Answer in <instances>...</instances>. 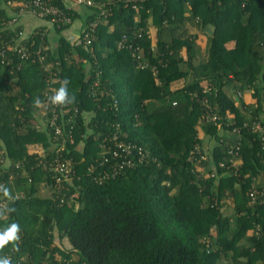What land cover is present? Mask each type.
I'll return each mask as SVG.
<instances>
[{"label": "trees", "instance_id": "trees-1", "mask_svg": "<svg viewBox=\"0 0 264 264\" xmlns=\"http://www.w3.org/2000/svg\"><path fill=\"white\" fill-rule=\"evenodd\" d=\"M43 1L0 0V260L264 264V0Z\"/></svg>", "mask_w": 264, "mask_h": 264}, {"label": "built area", "instance_id": "built-area-1", "mask_svg": "<svg viewBox=\"0 0 264 264\" xmlns=\"http://www.w3.org/2000/svg\"><path fill=\"white\" fill-rule=\"evenodd\" d=\"M68 2H69L68 4H69L70 7L78 6V5L84 4V3L89 5V2H86L85 0H68ZM9 3H12V2H9ZM20 6L21 7L19 9V13L26 14L29 11L31 12V10H29L27 8L28 7H33V8H36V11H38L37 15L40 16V17L51 15V16H53V22H59V23H62V24H67V23L70 22L69 18H67L66 16H63V15L61 16V12L59 13L58 10L55 7L49 5L47 2H44L43 0H30L28 2L26 0H25V2L22 0ZM55 16H57V17H55ZM59 16H61V18H58ZM13 22H16L15 18H13V20L10 21L9 23L11 24ZM51 26H52V23H51ZM78 38H79V36H78ZM74 40H76V39H74ZM55 94H56V89H54L51 92V96H54ZM48 99L50 100L49 107L53 108V110H52L53 114H52V118H51L50 124H52L54 126L56 124L55 123V118L57 116V114H56L57 104L52 102L51 97H49ZM253 128L254 129H260L261 128L260 122L254 123V127ZM60 132H61V129L58 126H55V134H60ZM112 140L114 141V148L122 146L121 143H118V139H117L116 135H114L112 137ZM34 151H37V150H34ZM2 154H3V152H2V150H0V161L3 160L2 159ZM113 155H116V151L113 152ZM53 169H55L56 171L63 172L65 175L68 174L67 171H66V168H65V163L59 161L58 159H55V165L53 166ZM61 180L62 179H60L59 177H56L55 182L56 183H60ZM2 208H3V205H2ZM7 260L9 261L10 258H8Z\"/></svg>", "mask_w": 264, "mask_h": 264}, {"label": "crops", "instance_id": "crops-1", "mask_svg": "<svg viewBox=\"0 0 264 264\" xmlns=\"http://www.w3.org/2000/svg\"><path fill=\"white\" fill-rule=\"evenodd\" d=\"M13 6H16L15 4H12ZM6 7V9H9L8 6L4 5ZM10 12H12L11 9H9V14ZM15 19H16V25H21L22 26V29H23V34H26V33H29L34 27L38 26V25H43L45 24L46 22L43 21V19L40 20V18H35L33 16V14L31 13H26V14H23V13H19L18 15L15 16ZM80 19H76L71 27L67 30H65L63 32V34L65 35V37L69 38V39H77L79 34H80V29L82 27V21ZM76 22V26L77 28L73 29V24ZM46 25V24H45ZM47 27L48 28H52L51 26L48 25L47 23ZM210 29H207V30H204L202 31H199L198 34V40H197V43H196V46H197V49L199 51V58H200V53H202V51L204 50V53H202L203 55H205V52H206V45L208 44L209 42V37H210ZM154 35H155V31L153 30L152 31V36L154 38ZM208 46V45H207ZM59 90V89H56V91ZM45 111V106L43 105H37V116L38 117H41L43 116V113ZM43 146L40 144V143H33V144H30L28 145V148L30 150H40Z\"/></svg>", "mask_w": 264, "mask_h": 264}, {"label": "clouds", "instance_id": "clouds-1", "mask_svg": "<svg viewBox=\"0 0 264 264\" xmlns=\"http://www.w3.org/2000/svg\"><path fill=\"white\" fill-rule=\"evenodd\" d=\"M51 99L53 103L63 105L72 102L74 98L68 96L66 87H61ZM37 103L39 104L40 102L37 101ZM18 231V225L12 224L6 231L0 233V249H3L9 242L17 240ZM0 264H9V261L7 259L0 260Z\"/></svg>", "mask_w": 264, "mask_h": 264}, {"label": "rangeland", "instance_id": "rangeland-1", "mask_svg": "<svg viewBox=\"0 0 264 264\" xmlns=\"http://www.w3.org/2000/svg\"><path fill=\"white\" fill-rule=\"evenodd\" d=\"M80 21V20H79ZM75 28H77V26H76V22L73 24V29H75ZM53 45L55 46V42L53 43ZM208 45V44H207ZM207 45H206V47H207ZM202 53H204V50L202 51ZM202 53H200L201 55H200V59H202L203 57H204V55L202 54ZM243 99H244V102L246 103V104H249V103H253L254 102V99L252 98V96H251V94H246L244 97H243ZM206 178H208V179H212L211 177H209V176H206ZM229 209H227L226 211H225V213H231L230 211H228Z\"/></svg>", "mask_w": 264, "mask_h": 264}]
</instances>
